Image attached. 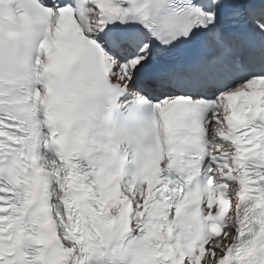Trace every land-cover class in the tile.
Masks as SVG:
<instances>
[{
  "label": "snow or ice",
  "instance_id": "1",
  "mask_svg": "<svg viewBox=\"0 0 264 264\" xmlns=\"http://www.w3.org/2000/svg\"><path fill=\"white\" fill-rule=\"evenodd\" d=\"M0 264H264V0H0Z\"/></svg>",
  "mask_w": 264,
  "mask_h": 264
}]
</instances>
